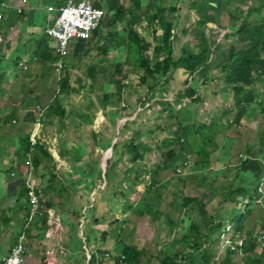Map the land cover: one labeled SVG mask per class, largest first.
<instances>
[{"label": "crops", "instance_id": "crops-1", "mask_svg": "<svg viewBox=\"0 0 264 264\" xmlns=\"http://www.w3.org/2000/svg\"><path fill=\"white\" fill-rule=\"evenodd\" d=\"M61 1L64 0H0L7 6L1 10L5 18L0 21V264L11 256L23 233L28 235L26 264H123L119 262L121 252L130 247L144 252L140 264H158L156 258L160 254L175 253L167 232L177 225L179 216H182L183 227L185 217L178 208L184 199L207 194L205 197L220 207V199L215 201L211 195L213 185L220 190L222 187L236 190L243 186L249 188L250 199L260 196L255 198L258 208L247 221L245 232L255 235L264 229V195L256 192L264 184V175L257 180L251 173L238 172V167L250 157L264 162V109H255L242 126L230 128L226 120L229 115L225 110L232 107V98L223 88V82L218 86L215 84L217 81L211 84L219 91L214 96L219 109L214 108L205 116L200 114L201 120L211 118L216 121V128L191 138L185 143V151L173 146L171 149L177 152L176 158L169 163L165 159L154 162L152 171H148L146 177L142 176V184L136 183L137 177L133 174L130 179H125L131 181V190L139 200H132L129 207L123 208L113 192H107L113 197L104 200V170L96 169L97 174L92 171L90 176L93 180L89 175L84 179L85 176L76 171V165L80 162L77 166H83L86 161H79L67 152L75 150L71 143L69 148L57 143L55 147L60 150L57 157L51 148L47 149L52 157L43 156L42 164L39 167L33 164L35 170L32 171L28 165L31 158L26 159L20 154L21 142L40 134L41 130L35 125L38 111L53 103L51 95L54 90L59 92V78L68 76L73 83L85 69L86 56L87 59L91 57L96 43L103 38L100 36L92 44L75 42L71 53L64 59V72L59 75L56 65L61 56L57 43L48 36V28L50 21L54 22L59 16L58 12H51V8L59 11ZM99 44L97 49H100ZM97 61L98 65H103L102 58ZM89 68L86 69L89 71ZM184 83L173 79L169 82L168 92H171L170 88H179L178 97L186 89ZM203 92L206 93L202 96ZM209 94L206 88L200 90L206 106L211 98ZM62 132H66L65 129ZM203 151L209 154L205 159L200 155ZM201 163L207 167H201ZM138 165L129 164L128 167ZM91 166L95 170L97 164L93 162ZM125 173L128 176V172ZM112 175L111 183H119V175ZM30 176L35 180L45 205L44 216L32 217L27 185ZM88 180L92 182L88 183ZM86 184L93 190L89 191ZM165 184L168 188L164 187ZM80 189L91 192L94 200L89 201L91 207L80 196ZM246 198L239 196L244 203L248 202ZM148 207L150 212L154 209L151 216L147 212ZM222 209L226 211V208H219L220 211ZM109 213L113 217H108L110 220L105 224L104 218ZM121 220L130 229L126 237L123 229L116 232L115 226ZM179 229L176 226L175 234L180 232ZM148 230L151 231L150 239L145 236ZM150 246H158L161 253L153 255Z\"/></svg>", "mask_w": 264, "mask_h": 264}, {"label": "trees", "instance_id": "trees-1", "mask_svg": "<svg viewBox=\"0 0 264 264\" xmlns=\"http://www.w3.org/2000/svg\"><path fill=\"white\" fill-rule=\"evenodd\" d=\"M126 1L132 4L131 7L122 4L123 0H101L96 3L98 9L105 10L109 15V28H115L119 24L123 28L122 31L109 35L108 41L111 42L110 39H114V46L105 48L103 51L101 49L102 53L109 56L112 53H119L120 55L124 51L127 52L125 62L113 64L111 66L113 71L109 74L106 68L99 72L102 64L100 66L95 64L94 67L89 68L88 76L92 84L96 85L97 76L100 73L106 81V84L103 85L105 110H108L109 103L115 106L123 101L125 86H123L122 79L128 77V74L125 73L127 66L134 67L135 70L139 71V86L148 88L150 93L148 103L163 97L162 92L167 93L170 76L173 73L182 72L186 78L184 83L186 89L177 97L176 103L171 104L163 101L160 103L163 109L161 114L158 115L161 117L166 116L169 121H176L177 126L174 131L170 133L166 129L158 127L148 133V137H155L153 138L154 146H144L140 142L142 137L138 136V138L132 140L136 142L129 143L121 148L120 153L122 151L123 153L128 152L133 165H138V163L145 160L148 154L154 151L164 153L165 150L175 145H180V149L185 151V143L191 138L197 134L202 135L206 131H210V128L211 130L216 128V121L214 122L211 118L209 119H211L210 123L212 125L208 127L205 124L198 127L194 122L191 125L185 123H191L196 116L198 117V119L195 118L196 122L201 121L199 113L192 114L187 108L189 106L202 107L206 105V101L200 95V90L215 83L220 75L223 77V88L230 93L232 98V107L225 110L226 114L231 116L235 114L233 110H236V120L234 125H228L230 128L242 126L249 113L254 112L259 107L263 109L264 0H192L191 12H194L197 16L196 33L187 44L180 46V48H177L179 47L180 35L176 33V30L178 28L177 22L179 23L181 19L171 16L172 13L181 12L175 7V0H170L171 3L167 8L159 7L161 0H152L146 9H144L145 0ZM67 2L68 0L61 1L60 10L66 6ZM243 7H247V11H243ZM140 12H144L143 15ZM149 12L151 13L149 14ZM104 24L96 32L95 37L92 39L93 42L104 35L101 32ZM209 26H214L218 31L226 33L225 37L220 41L209 37L206 32ZM141 28L147 31L152 30V41L137 32V29ZM159 32H162V35H159ZM92 40L88 41V44H92ZM151 49L155 53L154 59H149L147 56ZM24 66L27 68L26 65ZM70 84L68 76L59 81V92L57 93L54 90L53 95H51V98H54L53 103L40 108L44 111V116L40 119L41 125H52L56 117L60 123L65 121L67 111L62 97L70 94ZM107 87L116 88V91L105 92ZM117 98L118 101L113 100ZM187 101H190L191 105H186L185 109L180 111L179 106ZM125 109L127 110V108ZM119 146L120 144L114 146L116 155H120L118 153ZM20 149L21 156L26 159L31 156L32 163L36 167L42 164L43 156L46 158L52 157L50 151L42 144L34 145L30 136L21 142ZM253 154L254 152L251 151V156ZM176 155L177 152L170 149L168 158L165 160L169 163L176 158ZM200 155L204 159L209 156L206 151H203ZM123 160L124 158L119 157L111 168L114 169ZM166 167L169 168V165L166 164ZM201 167L207 166L201 163ZM238 170V172L251 173L255 179L261 180L264 175V162L256 159V157H250L238 167ZM126 171L128 173L135 172L136 183L140 182L139 176L142 175L139 174V171H136L135 167L128 168ZM112 176V172L108 168L107 173L104 175V182L106 180L111 183ZM203 182L206 181L203 180ZM248 192L249 188L243 186L236 190L226 187H222L220 190L215 185L211 187V195L215 201L220 199L221 208L229 202L228 200L232 199V203L241 209L243 204L239 196L245 200ZM197 202H199L198 205L195 204ZM194 204L195 206H193ZM208 208V205L204 204L200 198L184 199L178 208L185 217L183 227H181L182 216H179L176 220V226L180 228V232L175 234V225L172 230L167 232L168 237L172 239L175 253L172 255L160 254L156 258L158 264H182L183 262L185 264H211L213 246L218 239H221L231 224L227 223V219H224V217L210 215ZM147 210L149 211L150 208L148 207ZM198 217H201L200 221L197 219ZM242 248L245 264H264V255L258 253L252 238H249V241L246 240ZM143 253L132 247L124 248L119 257V262L123 264H140L139 261L144 255ZM234 254L236 252L229 248L226 260L222 264H234Z\"/></svg>", "mask_w": 264, "mask_h": 264}, {"label": "rangeland", "instance_id": "rangeland-1", "mask_svg": "<svg viewBox=\"0 0 264 264\" xmlns=\"http://www.w3.org/2000/svg\"><path fill=\"white\" fill-rule=\"evenodd\" d=\"M101 0H93L94 3L100 2ZM152 0H145V8L151 4ZM171 3L170 0H161L159 7L161 8H167L169 4ZM192 0H175V7H177L179 10H181L180 13H172L171 16L174 18H180L181 21L177 22V30L176 33L180 35V40L178 42L177 48H180V46H183L187 44L195 35L196 33V22H197V16L194 12H191V5ZM122 4H124L127 7H131V3L127 2L126 0H123ZM104 5V4H103ZM247 7H243V11H247ZM144 12H140L141 15H143ZM151 12H149L150 14ZM180 14V15H179ZM182 14V15H181ZM109 15H106V19L104 20V28L101 30L103 35V38L99 40L101 42L100 49H97V46L99 44L96 43V49L91 54V57L86 56V65L85 69L81 71L79 76L75 78L73 83L71 82V91L70 94L67 96H63V103L64 107L67 111V117L65 121L62 123L59 122V119L56 117L54 119V123L52 125L44 126L42 124L40 126V134L37 136L36 141H38L39 144H42L46 149L52 150V153L55 157H57L59 149H56V144H65L64 147L69 148L70 143L73 144L75 147V150H69V152L73 158H77V160L82 161L80 159H83V161H86L82 165H79L75 167L76 171H79L83 174L84 179H86V176H90L91 172L94 171V174H97L96 169L104 170V175L107 173L108 168H110V172L116 173L119 175L120 182L113 184L108 183L106 180L104 182V200L108 197L112 198L109 192H113L115 196H117L118 201L120 202V205L122 207L130 206L132 205L131 201L133 200L136 202H139L137 198L134 197L135 193L131 190V181L125 179H130V175L133 174L136 175L135 172L133 173H125V171L129 168V164H133L131 161V157L128 152L123 153V151L120 153L121 148L125 145H128L129 143H134L136 141H132L135 138H140L141 144L148 145V146H154L153 144V136L152 138L148 137V133L152 130H156V128L161 127L162 129H166L170 133L174 131V128L177 126L176 121H169L166 116H159L158 114H161L163 107H161L160 103L167 102L174 104L177 102V95H178V89L179 88H170V93L167 91V93H163V97H159L158 99L152 101L151 103H148V99L150 98V93L148 92V88L140 87L139 86V71L135 70L134 67L127 66L125 73L128 74V77L123 80V101L119 102L117 105H112L111 103L108 104V110H105L104 108V88L103 85L106 84V81L103 79V75L100 73L98 74V80L96 82V85L92 84L89 76H88V70L86 68H89L90 66L96 64L97 59H103V65L102 68H99V72L103 70V68H106L108 71V74L112 72L111 66L113 64L120 62L123 63L126 60L127 52L123 53H112L109 56H105L102 51L105 48H112L114 46L115 40L109 39V35L116 34L120 31H122V26L119 24L115 28H109ZM145 25V23H143ZM186 30V31H185ZM137 32L141 34L144 38L148 39L149 41H152V30H145L143 28L137 29ZM209 37H213L215 40L219 39L222 40L225 35H223L221 32L216 31L214 26H209L208 30H206ZM159 35H162V32H159ZM95 37V35H94ZM95 41V40H94ZM93 40L91 41V43ZM99 44V45H100ZM102 49V51H101ZM147 56L149 59L155 58L154 50L151 49L150 52L147 53ZM95 59V61H94ZM70 60H74V58H70ZM69 61V60H68ZM98 62V61H97ZM102 64V63H101ZM127 65V64H126ZM100 66V65H99ZM133 66V65H132ZM184 73L182 72H176L173 73L170 76V82L173 79H177L180 81V83L186 82V78L183 76ZM82 76V77H81ZM81 78V81H79ZM182 81V82H181ZM223 81L222 75L219 76V79L217 80V83H215L217 86L220 82ZM192 83V82H191ZM182 85V84H181ZM192 85V84H191ZM96 86V87H95ZM185 87V86H184ZM208 93L210 92V100L207 101L208 106L204 105L202 107H196V106H189L187 110L193 114L199 113L205 116L208 111L216 108L219 109V105L217 101L215 100V95L218 94V88L213 85L207 86ZM169 90V89H167ZM173 90V91H172ZM205 90V89H204ZM115 92L116 88L113 87H107L105 88V92L110 93ZM161 92V91H160ZM206 92L202 93V96L205 95ZM166 94V95H164ZM117 100V99H113ZM188 104L191 105V102L188 101ZM187 102L185 104H181L179 106V110L183 111L182 109H185L184 107L188 105ZM127 108V110L125 109ZM264 109V107H263ZM235 114L228 116L226 120L229 124L234 125V122L236 120V110H233ZM264 116V114H263ZM195 118L198 119L196 116ZM193 119L191 123H185V124H194L198 125V127H201L199 125L205 124L207 127L211 124L209 119L207 120H201L198 123L196 122V119ZM259 123V122H257ZM262 123H264V118L262 120ZM212 125V124H211ZM254 126V125H252ZM58 127V128H56ZM59 127L65 129L66 132H62L63 129H60ZM240 127V126H238ZM235 127V128H238ZM45 129V132H44ZM168 132V133H169ZM55 139V140H54ZM195 139H198L195 137ZM106 143V145H104ZM114 143L120 144L118 148V153L120 155L115 154L114 150ZM104 145V147L102 146ZM175 149H179L180 145H175ZM178 146V147H177ZM63 147V146H62ZM113 148V151L111 150ZM171 148H168L164 151V153H161L159 151H155L153 155H148L145 159L146 161L140 163L137 167H135L136 171H139V174L146 177L148 171H152L153 163H159L162 162L164 159L168 158V153ZM173 150V149H172ZM109 156L108 164H106V157ZM119 157L124 158L123 162L118 163V165L112 169L113 163L117 162ZM95 162L97 164V167H95V170H93L92 163ZM102 163H104V167H101ZM149 165V166H148ZM107 166V169H106ZM67 167V166H64ZM74 168V167H71ZM88 168V170H87ZM57 169H63V168H57ZM67 171V170H66ZM127 172V171H126ZM142 176H139V182L140 184L143 183ZM106 177V176H105ZM93 177L90 176V179ZM111 178V176H110ZM237 179V178H236ZM91 180H88L87 182H92ZM115 180V179H114ZM145 180V178H144ZM101 182V181H100ZM203 182V181H202ZM173 183V181H172ZM171 183V184H172ZM109 184V186H108ZM87 185V184H86ZM88 190L92 191L93 189L88 186ZM165 188H168V184H165ZM164 188V190H165ZM82 191L81 195L82 198L86 203H89L88 206L91 207L90 202H94L92 199V195H90L89 192H85L84 189H80ZM148 191V186H147ZM151 191V190H149ZM108 192V193H107ZM163 192V190H162ZM257 193L260 194V191L257 190ZM85 193V194H84ZM87 193V194H86ZM250 191L248 192V198L246 203H243L242 200V207L239 209L238 206H235L232 203V199L228 200L229 202L225 203L222 208H226V211L223 212V209L220 211L219 208L215 205H213V202H210V200L205 197L207 194H203L200 198L204 204L208 205V212L212 216L219 215V217H224L227 219V223H230L232 225V231L226 232L225 236H222L221 239H218L216 244L213 246V254H212V262L211 264H222L224 260H226L227 256V248H225L226 245V239L228 238V234L230 235L232 232L234 234L231 236L232 241H238L240 239H244V241H249V238H252L259 254L261 250V247L259 243H257L256 236L253 234H250L247 236L246 234V224L252 213L256 211L258 208V205L256 203V199L258 197L252 196V199H250ZM262 195V194H260ZM160 196V193H159ZM250 199V200H249ZM116 203V202H115ZM196 205L199 204V202L195 203ZM195 204L193 206H195ZM116 206V205H115ZM150 208V207H149ZM230 208V210H229ZM116 210V208L114 207ZM152 209V208H151ZM154 210V209H153ZM152 210V211H153ZM218 210V211H217ZM152 211H148L149 216L153 215ZM217 211V212H215ZM220 211V212H219ZM228 211V212H227ZM113 212V211H112ZM215 212V213H214ZM230 212V213H229ZM91 213V212H90ZM89 213V214H90ZM155 213V212H154ZM227 213L229 215H227ZM110 215V216H109ZM228 216H230L228 218ZM113 217L110 213L108 216L104 218L105 224H107L110 219L107 218ZM201 217H198L197 219L200 221ZM112 222V221H111ZM151 226V221L148 220ZM110 224V223H109ZM116 232L124 231V237L127 236L130 229L126 227L125 222L121 220L117 223L115 226ZM125 228V229H124ZM228 230V229H227ZM147 234L145 236H151V231H146ZM238 235H235V234ZM245 233V234H244ZM149 236V239H150ZM236 236V237H235ZM247 236V239L245 237ZM249 237V238H248ZM151 241V240H150ZM126 245V244H125ZM150 252L153 255L160 254L161 251H158V246H150L149 248ZM263 253V252H262ZM262 255V254H261ZM264 255V253H263ZM105 257V256H104ZM264 257V256H263ZM106 259V258H104ZM233 262L234 264H245L243 259V254L241 251H238L236 254L233 255ZM182 264H185L184 262Z\"/></svg>", "mask_w": 264, "mask_h": 264}, {"label": "built area", "instance_id": "built-area-1", "mask_svg": "<svg viewBox=\"0 0 264 264\" xmlns=\"http://www.w3.org/2000/svg\"><path fill=\"white\" fill-rule=\"evenodd\" d=\"M6 9L7 6L4 2L0 3V21L5 18L2 9ZM51 12H58V18L52 22L48 28V36H50L57 43V48L64 59L71 53L72 46L77 41H88L94 37L96 32L102 26L106 12L103 9H98L93 0H68L66 6L60 11L54 7L51 8ZM28 70V68H26ZM65 65L63 61H60L56 65V72L60 75L63 74ZM62 78L60 77V80ZM44 116V111L39 109L36 127L39 130L41 126L40 119ZM37 136L31 137V142L34 145L39 144L36 141ZM31 158V156H30ZM28 165L35 170L32 160L28 161ZM181 173V171H179ZM28 185V201L32 207V217L35 218L37 215L44 216L46 213L45 205L38 193V187L35 180L30 176L27 182ZM259 191L264 194V184L261 185ZM232 227L228 228V232L232 231ZM226 234V233H225ZM225 236V235H224ZM231 234H228L226 239L225 248H231L234 251H239L245 245L244 239L238 241H232ZM256 240L259 243L262 252L264 253V229L256 233ZM28 256V235L23 233L20 235L15 248L11 256L6 259L4 264H26ZM108 256V255H107Z\"/></svg>", "mask_w": 264, "mask_h": 264}, {"label": "clouds", "instance_id": "clouds-1", "mask_svg": "<svg viewBox=\"0 0 264 264\" xmlns=\"http://www.w3.org/2000/svg\"><path fill=\"white\" fill-rule=\"evenodd\" d=\"M95 4H96V3H95ZM59 11H60V10H59ZM104 11H105V10H104ZM105 12H106V11H105ZM106 15H107V12H106ZM105 19H106V17H105ZM103 23H104V22H103ZM102 25H103V24H102ZM216 31H218V30L216 29ZM218 32H220V31H218ZM221 33H222L223 35H226V33H223V32H221ZM224 37H225V36H224ZM93 38H94V37H93ZM93 38H92V39H93ZM92 39H90V40H92ZM90 40H88V41H90ZM60 56H61V55H60ZM66 58H67V57H66ZM64 59H65V58H64ZM64 59L60 58V61H63V63H64ZM60 61H59V62H60ZM59 62H58V63H59ZM64 65H65V64H64ZM61 78H63V76H61ZM59 80H60V78H59ZM191 82H192V80H191ZM158 100H159V99H158ZM113 148H114V147H113ZM260 187H261V186H260ZM263 195H264V194H263ZM229 227H232V225H229L228 228H229ZM226 232H228V230H227ZM226 232H225V233H226ZM233 234H234V232L231 233V235H233ZM224 235H225V234H224ZM224 235H223V236H224ZM235 235H238V234L236 233ZM255 235H256V234H255ZM235 237H236V236H235ZM246 237H247V236H246ZM246 237H245V239H246ZM226 248H227V247H226ZM228 249H229V248H227V251H228ZM230 249H231V248H230ZM242 249H243V248H242ZM242 249L239 250V251H241V252L243 253ZM235 252L237 253L238 251H235ZM260 253L263 255V253H262L261 251H260ZM107 255L109 256V254H107ZM121 259H123V257H121Z\"/></svg>", "mask_w": 264, "mask_h": 264}, {"label": "water", "instance_id": "water-1", "mask_svg": "<svg viewBox=\"0 0 264 264\" xmlns=\"http://www.w3.org/2000/svg\"><path fill=\"white\" fill-rule=\"evenodd\" d=\"M114 145H115V143H114ZM111 150L113 151V148H112ZM108 159H109V156H108V157H106V159H105V161H106V164H108ZM106 169H107V166H106Z\"/></svg>", "mask_w": 264, "mask_h": 264}]
</instances>
